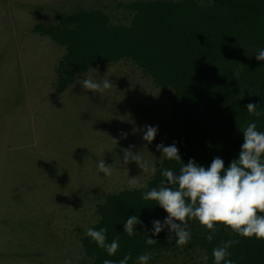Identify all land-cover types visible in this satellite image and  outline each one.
Segmentation results:
<instances>
[{
    "label": "rangeland",
    "instance_id": "obj_1",
    "mask_svg": "<svg viewBox=\"0 0 264 264\" xmlns=\"http://www.w3.org/2000/svg\"><path fill=\"white\" fill-rule=\"evenodd\" d=\"M131 1L0 0V264H89L79 236L97 222L95 202L152 176L125 163L124 150L157 167L156 146H169L177 134L168 94L126 60L96 66L55 95L64 50L31 31L59 14L95 8L124 22L114 5ZM89 77L114 86L93 93L80 84ZM146 125L158 129L151 143L143 140ZM99 159L111 165L110 176L97 171ZM198 229L189 226L187 245L151 255L149 264H205L203 251L188 248Z\"/></svg>",
    "mask_w": 264,
    "mask_h": 264
},
{
    "label": "trees",
    "instance_id": "obj_2",
    "mask_svg": "<svg viewBox=\"0 0 264 264\" xmlns=\"http://www.w3.org/2000/svg\"><path fill=\"white\" fill-rule=\"evenodd\" d=\"M114 8L126 14L124 22H113L95 8L59 14L54 23L32 26L33 33L64 50L54 69L55 95L96 66L129 61L168 94L169 121L177 126L169 145L175 142L182 163L194 159L207 168L219 157L227 168L238 159L241 129L255 122L257 130L264 131V115L257 118L246 108L255 103L264 113V61L255 58L264 49V0H134L117 2ZM180 167L161 158L156 174L145 183L148 189H125L98 198L94 205L98 219L90 228H107V242L118 237L119 250L109 256L82 233L79 242L89 264H103L105 259L118 264L127 253L132 255L128 264H133L139 255L158 257L176 249L168 228L153 235V221L163 223L167 213L142 196L160 186L163 169L178 174ZM132 215L142 223L130 237L123 228ZM194 224L199 229L188 248L203 251L205 264H213V249L228 239L239 241L228 249L236 264H264V240L233 236L218 225L209 242L207 230L198 221H189V226ZM147 236L157 243L146 244Z\"/></svg>",
    "mask_w": 264,
    "mask_h": 264
},
{
    "label": "clouds",
    "instance_id": "obj_3",
    "mask_svg": "<svg viewBox=\"0 0 264 264\" xmlns=\"http://www.w3.org/2000/svg\"><path fill=\"white\" fill-rule=\"evenodd\" d=\"M255 58L264 61V49H259ZM80 84L83 89L100 94L114 86L109 79L98 81L91 77L83 79ZM246 108L250 115L257 118L264 115L257 110L255 103H249ZM157 131V127L146 125L143 140L151 143ZM241 131L243 144L238 159L232 160L227 168L219 157L214 158L207 168L199 166L194 159H189L184 164L175 142L169 146H156L157 151L162 154V159L176 161L181 167L178 174L172 169H163L160 186L147 190L142 196L143 200L154 202L167 213L163 223L159 220L153 221V235H158L164 228H168L169 232L174 234L176 246H185L191 239L189 221L196 220L209 233L205 237L209 242L219 231L218 225H223L233 236L264 240V131L257 130L255 122L248 123ZM121 135L126 137L127 134ZM129 161L138 163L145 173L156 174L157 168L154 164L150 166L143 161L139 152L133 153L130 149H125L124 162ZM96 166L99 173L105 176L112 174L111 165L106 166L103 159H99ZM129 185L137 186L136 178L129 179ZM140 187L148 189L147 184ZM141 223L138 216L132 215L124 223L123 231L131 237L137 232L135 226ZM106 233L107 228H89L86 235L109 256H114L119 250V238L109 243ZM172 238L170 235L169 240ZM155 243V239L147 236L146 244ZM238 243L236 239L220 241L212 251L213 264H236L229 258L231 254L228 249ZM150 259L151 253H145L139 255L133 264H149ZM204 259L207 260V257ZM130 260L132 255L127 253L118 264H128ZM65 264H72V261L66 260ZM103 264L117 262L105 259Z\"/></svg>",
    "mask_w": 264,
    "mask_h": 264
}]
</instances>
